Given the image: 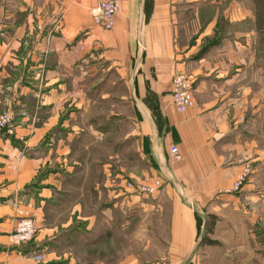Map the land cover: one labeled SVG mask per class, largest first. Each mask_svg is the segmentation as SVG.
<instances>
[{"label": "crops", "instance_id": "0c3cea01", "mask_svg": "<svg viewBox=\"0 0 264 264\" xmlns=\"http://www.w3.org/2000/svg\"><path fill=\"white\" fill-rule=\"evenodd\" d=\"M5 1L0 113L14 117L15 135L0 137V264H83L87 239L96 251L112 241V256L91 264H206L205 250L257 264L253 256L264 252V4L122 0L114 27L104 30L90 14L97 0ZM179 73L194 78L183 113L171 97ZM134 162L142 175L168 176L166 262L148 261V243L137 253L125 244L132 197L123 180L136 177ZM246 166L252 174L236 192ZM181 188L187 199L175 192ZM20 218L38 228L32 244L11 243ZM116 234L124 238L117 245Z\"/></svg>", "mask_w": 264, "mask_h": 264}, {"label": "rangeland", "instance_id": "374dc122", "mask_svg": "<svg viewBox=\"0 0 264 264\" xmlns=\"http://www.w3.org/2000/svg\"><path fill=\"white\" fill-rule=\"evenodd\" d=\"M2 1H3L4 6H7L9 8L10 6V4L8 3L9 1H5V0H2ZM263 4H264V0H259V6H262ZM3 113H6V111L1 112L0 116ZM172 157H173V160L174 159L178 160L174 156ZM134 164H132L131 166L133 168V171L137 175L136 177L125 176L123 180L124 181L123 187H124L125 193H127L126 190H127L128 183L129 184L132 183L133 184L132 187H133L135 184H144V183L150 184V183L155 182L157 179H161L163 186L160 187L158 192L156 191L152 195L150 194L138 195L137 193L129 194L132 197L130 200V205L128 204L129 210H130L128 212L130 213H128L129 214L128 215L129 219L127 220L128 222H125L126 230L127 232L129 231L128 232L129 237L128 239H126L125 237V242H126L125 244H127V240H128L130 251L132 253H137V252H140L144 246H146L145 244L148 243L150 244V246L148 245L149 248L147 251L148 261H165L166 262L165 258L163 257V252H165L166 250L167 241L169 238V233H168L169 224L167 223V221L169 220L168 218L171 216V213H172V208L170 204L171 197L168 194V191L166 190L167 185H168V176L167 174L165 175V173L164 174L162 173L163 170L161 174L160 173L155 174V175L150 174L149 176L142 175V172L139 173V171L142 169L141 166H139L136 162H134ZM117 165H119L120 167L122 165L121 161L120 163L117 161L115 162L116 169H117ZM154 165L156 164L154 163ZM156 167L159 169L158 166ZM249 167L246 166L243 176L240 178V180L237 183H235L234 190H236V192H241L246 182L250 179L252 172L248 170ZM175 192L178 194V197L180 199H187V192H184L182 188L175 190ZM125 207H127V205H125ZM261 226L264 227V222L261 223ZM36 229H37V233H36V238H37V234H38L37 226H36ZM112 236L113 234H111L108 238L111 239ZM86 237L90 238V236H86ZM36 238L33 241H31L29 244H32L36 240ZM123 239L124 238L121 236V234L120 235L116 234V237L114 239L115 244L117 245L119 243H122ZM103 240L104 239H100L98 242L100 243L104 242ZM87 241L89 245L86 246L88 248L85 249V251L87 250V252L83 256V260H82L83 264H91L92 258L94 259V261H97V259L103 258V260H105L109 256H112V254H107L109 246L110 245L112 246V241L106 242L105 240L103 248L100 247L98 249L97 247V251L96 249L91 248L92 243L90 244V239H87ZM96 243H93V246ZM110 248L112 249V253H113L115 249L113 251V247H110ZM260 253L261 254H258V256L256 257L253 256V262L256 258L257 264L264 263L263 261L264 252H260ZM242 255L243 256H238V253L236 252H227V255L225 254L224 256H221L220 258H224V260L230 261V259H233L235 257V264L239 258L240 259L242 258L243 260H245L247 264L252 263V262H249V259L251 258V256L245 257L244 254ZM38 256H41V260L39 261L37 260ZM34 258L36 262H40V261L42 262L43 260L41 254L35 255ZM220 258L217 252L215 251H209V250L204 251V263L206 264H209L210 262L213 263L214 261L216 262V264H218V259Z\"/></svg>", "mask_w": 264, "mask_h": 264}, {"label": "built area", "instance_id": "2783aa9c", "mask_svg": "<svg viewBox=\"0 0 264 264\" xmlns=\"http://www.w3.org/2000/svg\"><path fill=\"white\" fill-rule=\"evenodd\" d=\"M122 0H97V4L91 8L90 14L93 24L104 30H110L115 25V18L120 10ZM193 86L194 78L185 73L176 74L172 79V102L176 110L180 113L185 112L193 103ZM14 117L9 113H3L0 116V137L3 134L9 136L15 135L13 124ZM170 154L180 159V153L177 146L170 147ZM250 171V169L248 168ZM128 183L126 192L128 194L137 193L138 195L154 194L163 186L162 180L157 179L155 182L147 184ZM36 225L32 218H20L17 221L15 230L11 236V243L14 246L28 245L36 238ZM37 260H41L38 256Z\"/></svg>", "mask_w": 264, "mask_h": 264}]
</instances>
